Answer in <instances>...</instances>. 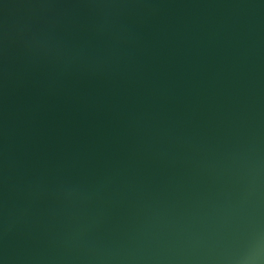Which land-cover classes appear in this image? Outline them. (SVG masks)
<instances>
[{
	"label": "water",
	"instance_id": "95a60500",
	"mask_svg": "<svg viewBox=\"0 0 264 264\" xmlns=\"http://www.w3.org/2000/svg\"><path fill=\"white\" fill-rule=\"evenodd\" d=\"M264 264V0H0V264Z\"/></svg>",
	"mask_w": 264,
	"mask_h": 264
},
{
	"label": "clouds",
	"instance_id": "9594fccd",
	"mask_svg": "<svg viewBox=\"0 0 264 264\" xmlns=\"http://www.w3.org/2000/svg\"><path fill=\"white\" fill-rule=\"evenodd\" d=\"M245 264H247V262H245Z\"/></svg>",
	"mask_w": 264,
	"mask_h": 264
}]
</instances>
